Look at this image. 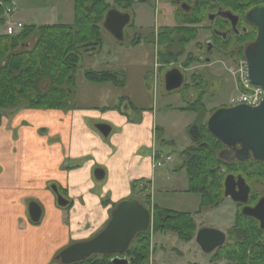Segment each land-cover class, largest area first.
<instances>
[{
  "label": "trees",
  "instance_id": "1",
  "mask_svg": "<svg viewBox=\"0 0 264 264\" xmlns=\"http://www.w3.org/2000/svg\"><path fill=\"white\" fill-rule=\"evenodd\" d=\"M191 4L188 13L180 11V25L164 28L149 42L164 48L158 53L160 64L176 62L185 53V46L196 41L199 24L215 9L230 11L242 18L264 0H186ZM73 25L24 26L11 36L0 35V112L13 113L21 108L30 110H69L75 97V73L79 65V52H88L101 46V30L109 9L117 11L131 8L134 0H114L110 7L106 0H73ZM0 7V26L4 25ZM255 34L242 42L253 41ZM239 58H245L241 52ZM188 55L182 64L184 69L196 63ZM86 82L97 85L111 84L124 88V76L110 71H86ZM192 82L198 95L187 107L180 109L195 114L194 123L186 130L189 146L182 152L183 170L189 193L199 196L201 210L214 209L223 203L224 181L228 175L240 176L254 197L264 195V162L253 159L244 162H226L219 159L224 145L214 139L206 128L207 112L203 100L204 78L193 75ZM184 86L182 90L187 91ZM201 89V90H200ZM262 186V193L253 191V185ZM137 185H133V190ZM142 189L141 191H143ZM146 201V200H145ZM148 204V200L146 201ZM145 203V202H143ZM144 206V204L140 203ZM153 235L172 233L180 242L194 240L196 225L189 213L175 212L153 206ZM246 218L237 215L233 229V243L218 249L213 258L228 264H264V245L257 243L259 233ZM149 230L138 234L124 257L129 264H147L150 248ZM110 256H92L76 264H111Z\"/></svg>",
  "mask_w": 264,
  "mask_h": 264
},
{
  "label": "crops",
  "instance_id": "2",
  "mask_svg": "<svg viewBox=\"0 0 264 264\" xmlns=\"http://www.w3.org/2000/svg\"><path fill=\"white\" fill-rule=\"evenodd\" d=\"M15 13L16 9L14 21L26 26ZM73 107L0 112V264H61L57 255L95 237L108 223L115 205L129 200L134 191L149 201L142 204L152 216L157 170L152 163L155 152H161L155 144L163 133L155 125V116L147 111L130 119L126 113L114 111L118 125L106 124L108 136L119 128L114 133L115 150L95 127L85 123V114ZM186 113L195 118L194 113ZM102 115H93L95 121L100 122ZM125 142L130 143L127 150ZM94 154L104 158L92 161ZM83 160L85 165H81ZM95 169L103 173L101 180L106 183L99 193L92 176ZM58 196L66 206L58 205ZM31 203L41 210L38 222L31 221ZM150 236L152 250L153 230Z\"/></svg>",
  "mask_w": 264,
  "mask_h": 264
},
{
  "label": "rangeland",
  "instance_id": "3",
  "mask_svg": "<svg viewBox=\"0 0 264 264\" xmlns=\"http://www.w3.org/2000/svg\"><path fill=\"white\" fill-rule=\"evenodd\" d=\"M3 1L15 3V15H22H17L16 19L19 17L24 19L26 26H44L49 23L71 26L74 22L73 0ZM106 3L114 7V0H106ZM180 10L181 5L176 0H134L131 8L120 10L129 13L131 17L130 24L123 29L122 41H116L103 29L101 46L88 52H79L73 108L85 114V123L91 128L107 125L106 123L109 122L112 127L117 126L114 111L126 113L130 119L140 118L147 111L152 113L155 116V125L163 132L157 139L155 148L164 156L170 157V161L155 172L152 202L159 207L191 214L196 232L203 228H211L225 234L234 224V214L237 209L234 202L224 198L223 203L217 208L199 212V196L187 191L185 173L178 169L182 164V152L189 146L186 130L195 121L193 115L180 109L187 107L198 95L199 90L194 87L191 78L198 74L204 78L203 104L207 119L216 110L233 106L234 100L239 98V93L236 91L238 83L236 75L245 58L234 60L235 64H233L229 58L215 54L209 58L212 63L209 67H204V63L203 67L202 64L193 63L188 70H181L180 66L188 55L196 58L198 54H202L201 51H197L195 44L208 43L209 33L199 31L196 41L184 47L185 53L175 64L160 66L158 53L163 52L164 48L148 42V39L164 28H173L176 25L174 18H177L176 15ZM2 17L4 18L3 15ZM174 68L181 71L184 79L182 87H189L187 91L182 88L170 93L165 91V75ZM86 71L118 73L125 77L126 85L124 88H115L111 84L88 83L83 78ZM98 113L104 114L100 117V122H96L93 116ZM118 130L119 128H113L114 132L109 136H102V140L115 150L117 146L114 133ZM129 147L130 143L125 142L124 149L127 150ZM96 158L101 160L104 155L94 154L92 161ZM85 163L86 161L83 160L81 165ZM95 171L97 170H93L92 176L99 193L106 183L104 180L96 179ZM253 191L262 193V186L258 183L253 185ZM134 199L140 203L145 201L137 191L131 194L129 200ZM152 229L151 222L149 233ZM151 239L153 249H149L147 264H228L214 259V253L210 255L203 253L195 240L183 243L172 233L155 234ZM227 242H229L228 237Z\"/></svg>",
  "mask_w": 264,
  "mask_h": 264
},
{
  "label": "water",
  "instance_id": "4",
  "mask_svg": "<svg viewBox=\"0 0 264 264\" xmlns=\"http://www.w3.org/2000/svg\"><path fill=\"white\" fill-rule=\"evenodd\" d=\"M222 18L235 19L228 12L218 14ZM129 13H121L109 9L102 27L116 41L123 39V29L130 22ZM246 21L257 30L255 42L245 51L247 76L249 82L259 87L263 99L256 107L236 105L216 110L207 119L206 128L209 134L221 142L222 149L218 157L226 162H244L253 159L264 162V7L249 11ZM184 79L179 69L170 70L164 78V89L167 93L179 90ZM96 129L107 137L110 127L97 125ZM96 179L101 180L103 173L95 171ZM250 188L240 176L228 175L224 181V198L236 203H246ZM58 205L66 206L65 200L57 197ZM32 222H38L41 210L35 203L29 205ZM242 214L264 222V197L253 208H244ZM151 213L137 200H123L111 211L110 219L104 229L90 240L72 244L57 255L61 264H76L92 256H110L111 264H129L122 257L126 254L134 238L147 232L151 223ZM195 242L205 254H210L225 243V234L216 229H200L195 236Z\"/></svg>",
  "mask_w": 264,
  "mask_h": 264
},
{
  "label": "flooded vegetation",
  "instance_id": "5",
  "mask_svg": "<svg viewBox=\"0 0 264 264\" xmlns=\"http://www.w3.org/2000/svg\"><path fill=\"white\" fill-rule=\"evenodd\" d=\"M176 1L178 2L179 5H181L180 11H183L185 13L190 12V10H191V4L190 3H188L186 0H176ZM260 7H264V4L259 3L256 6H253L249 11L256 9V8H260ZM119 12H121V11H119ZM221 12H228L233 17H235V19L229 20L226 18H222L221 16L218 15ZM121 13H127V12L122 11ZM246 14L242 18L239 15L231 13L230 11H227V10H223L221 8H217V9H215L214 12H211L207 16V20H206L207 23H205V21H204L202 24H199L197 26L198 33H199V31H204V32L206 31L209 33L210 38H208V43H204L202 45V44L197 42L195 44L197 51L202 52L201 55L198 54L196 56V60H197L196 63L202 64V66L204 63V67H206L207 65H211L212 64L210 61L211 59H209V58L215 54H218L219 56H222V57L229 58L230 60H232L233 64H235L234 60L239 59L241 52L244 54V57H245L246 49L248 48V46L252 45L257 38V30L255 27H253L251 24H249L246 21V19H245ZM174 19L176 21L175 26L180 25L179 20H177L176 18H174ZM130 22H131V18H130ZM130 22H129V24H130ZM156 34H158V33H156ZM156 34H153L152 36L155 37ZM253 34H255V38L253 41L242 42V40L246 36H248V35L252 36ZM198 35L199 34H197V38H198ZM148 42H149V40H148ZM152 43H154L156 46H158L156 41L152 42ZM206 56H208V57H206ZM175 63L176 62L171 63V64H175ZM206 63H208V64H206ZM160 66L164 67L165 65L161 64ZM180 69L183 71L188 70V69H184L182 66H180ZM224 149H225V147H224ZM263 197H264V195L254 197V196H252L251 191H250L248 194V198H247L246 203L234 202V204L237 207L236 212L234 214V224L231 226V228L228 230V232L225 233L224 245L217 248L212 253L215 254V252L218 249L224 247L227 244L233 243V238H234L233 235L234 234L232 232H233V229L235 227L238 214H240L241 216L246 218L248 221L251 222L252 225L257 227L256 229L259 232V233H257V235L259 237L256 239V242L264 245V222L262 223L260 220H257L256 218L247 217V216H244L242 214V210L244 208H253L258 203V201ZM227 237L229 238V242H227ZM212 253H210V254H212ZM219 261H224V260H219Z\"/></svg>",
  "mask_w": 264,
  "mask_h": 264
},
{
  "label": "built area",
  "instance_id": "6",
  "mask_svg": "<svg viewBox=\"0 0 264 264\" xmlns=\"http://www.w3.org/2000/svg\"><path fill=\"white\" fill-rule=\"evenodd\" d=\"M0 7L3 9V16L5 19L4 34L11 36L19 32L23 28V24L19 21L13 20V15L16 9L15 3L0 2ZM237 75L236 78L238 83L236 91L239 93V98L234 100L235 102L232 101L234 103L233 105L244 104L249 107L258 106L263 99V92L259 87L254 86L249 82L247 76V64L245 61L242 62ZM169 161V156H164L161 153L155 152L152 165L154 169H160Z\"/></svg>",
  "mask_w": 264,
  "mask_h": 264
}]
</instances>
